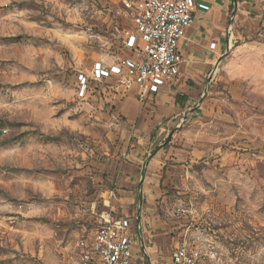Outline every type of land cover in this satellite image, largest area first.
Wrapping results in <instances>:
<instances>
[{"label": "rangeland", "instance_id": "1", "mask_svg": "<svg viewBox=\"0 0 264 264\" xmlns=\"http://www.w3.org/2000/svg\"><path fill=\"white\" fill-rule=\"evenodd\" d=\"M124 1L0 0V264H75L103 210L137 205L177 246L210 244L207 264H264V0L254 33L233 38L173 125L109 84L77 97L78 73L132 55ZM146 145L162 147L157 179L146 181L149 153L122 192L129 154Z\"/></svg>", "mask_w": 264, "mask_h": 264}, {"label": "built area", "instance_id": "2", "mask_svg": "<svg viewBox=\"0 0 264 264\" xmlns=\"http://www.w3.org/2000/svg\"><path fill=\"white\" fill-rule=\"evenodd\" d=\"M129 1L134 30L127 35L124 47L131 57L112 64L95 62L88 75L78 73V98L84 99L94 89L109 84L114 91L136 89L138 101L145 103L178 77L180 38L192 25L195 11L208 10L195 0ZM129 227L127 218L103 210L95 231L75 242V264H130L134 239ZM216 257L210 244L202 250L184 242L175 248L170 264H207Z\"/></svg>", "mask_w": 264, "mask_h": 264}, {"label": "crops", "instance_id": "3", "mask_svg": "<svg viewBox=\"0 0 264 264\" xmlns=\"http://www.w3.org/2000/svg\"><path fill=\"white\" fill-rule=\"evenodd\" d=\"M208 7L207 11L196 10L192 25L187 28L179 42L182 64L178 77L160 92L150 96L142 105L154 112L153 125H173L172 120L182 116L180 106L175 103L177 95L186 98L190 104L202 92L213 72L222 65L224 54L233 45L235 36H248L258 26L257 19L250 11H257L259 0H195ZM221 59V60H220ZM220 60V61H219ZM115 96L125 97L128 106L138 102L137 90L114 91ZM170 118V119H168ZM177 122V121H176ZM131 151L123 166L124 177H118L122 192L133 194L135 183L140 175L144 159L149 157L152 148H138ZM150 151V152H149ZM161 152L152 155L147 163L146 181L155 180L152 170L158 162ZM152 171V172H151ZM123 210V218L130 221L129 231L134 239L130 264H170L171 256L177 247V240L171 236L165 222L151 205H142L135 210Z\"/></svg>", "mask_w": 264, "mask_h": 264}, {"label": "trees", "instance_id": "4", "mask_svg": "<svg viewBox=\"0 0 264 264\" xmlns=\"http://www.w3.org/2000/svg\"><path fill=\"white\" fill-rule=\"evenodd\" d=\"M185 102H186V98H185L184 96H179V95H177V96L175 97V103H176L178 106L183 107ZM159 149H162V147L160 146V147L155 148L154 150H152L151 154H152V155L155 154ZM137 202H138V204H139V206H140V204H141V199H140V197H138Z\"/></svg>", "mask_w": 264, "mask_h": 264}, {"label": "water", "instance_id": "5", "mask_svg": "<svg viewBox=\"0 0 264 264\" xmlns=\"http://www.w3.org/2000/svg\"><path fill=\"white\" fill-rule=\"evenodd\" d=\"M224 55H226V53H225ZM220 60H221V59H220ZM220 60H219V61H220Z\"/></svg>", "mask_w": 264, "mask_h": 264}]
</instances>
